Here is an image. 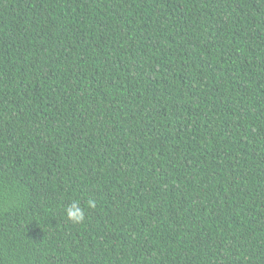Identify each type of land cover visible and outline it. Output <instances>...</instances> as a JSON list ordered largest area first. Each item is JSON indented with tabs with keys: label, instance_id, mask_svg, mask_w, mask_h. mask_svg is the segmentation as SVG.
Listing matches in <instances>:
<instances>
[{
	"label": "trees",
	"instance_id": "16d2710c",
	"mask_svg": "<svg viewBox=\"0 0 264 264\" xmlns=\"http://www.w3.org/2000/svg\"><path fill=\"white\" fill-rule=\"evenodd\" d=\"M0 264H264V0H0Z\"/></svg>",
	"mask_w": 264,
	"mask_h": 264
},
{
	"label": "clouds",
	"instance_id": "9594fccd",
	"mask_svg": "<svg viewBox=\"0 0 264 264\" xmlns=\"http://www.w3.org/2000/svg\"><path fill=\"white\" fill-rule=\"evenodd\" d=\"M89 206H93L90 202ZM67 218L75 224L83 223L85 220V212L78 202L71 203L66 209Z\"/></svg>",
	"mask_w": 264,
	"mask_h": 264
}]
</instances>
